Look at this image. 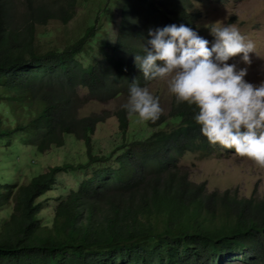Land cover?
<instances>
[{
	"label": "trees",
	"instance_id": "obj_1",
	"mask_svg": "<svg viewBox=\"0 0 264 264\" xmlns=\"http://www.w3.org/2000/svg\"><path fill=\"white\" fill-rule=\"evenodd\" d=\"M25 2L14 24V4L0 0V264H264V200L206 194L180 168L191 153L233 152L200 134L194 105L173 98L166 114L141 125L120 108L110 115L119 142L106 153L94 152L92 136L109 116L79 115L89 102L127 97L133 78L154 81L132 57L143 55L149 28L195 29L186 0ZM79 7L83 31L45 42L52 33L38 28L67 25ZM66 135L83 142L86 159L19 183L21 162L37 165ZM8 166L18 182L2 179Z\"/></svg>",
	"mask_w": 264,
	"mask_h": 264
},
{
	"label": "clouds",
	"instance_id": "obj_2",
	"mask_svg": "<svg viewBox=\"0 0 264 264\" xmlns=\"http://www.w3.org/2000/svg\"><path fill=\"white\" fill-rule=\"evenodd\" d=\"M212 24L210 46L183 23L149 28L147 46L142 44L143 55H133V64L144 80H166L170 95L195 106L192 119L208 143L264 166V80L244 79L254 43L233 24ZM237 54L245 67L226 63ZM122 107L143 121L154 122L161 113L158 97L135 78Z\"/></svg>",
	"mask_w": 264,
	"mask_h": 264
},
{
	"label": "rangeland",
	"instance_id": "obj_3",
	"mask_svg": "<svg viewBox=\"0 0 264 264\" xmlns=\"http://www.w3.org/2000/svg\"><path fill=\"white\" fill-rule=\"evenodd\" d=\"M11 1L15 6L12 23L20 24L24 19L26 0ZM186 8L197 14L195 30L199 36L209 41V46L213 37L209 35L208 28L212 27V23L215 22L233 24L242 35L252 40L254 49L252 53H249L250 63L247 64V75L244 79L253 84L264 80V0H186ZM86 24L84 8L79 7L76 16L67 25L50 21L47 26L39 27L38 30L52 33L44 39L45 42L52 40L63 43L68 39H75ZM226 63H233L237 68L246 66L240 61L239 54L230 57ZM147 88L158 97L161 113L166 114L174 98L167 91L166 80H154ZM127 97L120 96L106 103L89 102L80 109V116L101 113H106L109 116L102 124L97 125L92 136L95 153H97V149H100L101 153H106L110 150L112 143L119 142L116 119L110 115L122 108V105L127 102ZM129 121H132L134 125H141L144 122L139 118H129ZM24 152H21L22 156L17 160L24 159ZM4 153L6 152L4 151ZM85 159L83 142L76 141L72 135H66L63 147L52 148L49 152L34 159L37 161V165H27V162H21L23 167L19 183H26L33 174L44 172L63 162L77 163ZM3 160L5 165L8 164L6 157ZM13 160L16 158L12 159L9 164H13ZM1 165H3L2 160H0ZM180 168L184 172H188L191 182L204 185L206 194L214 191L220 194L225 190H230L235 192L238 197L264 200V166H259L251 159L234 152L228 153V151L221 150L206 155L191 153L181 160ZM7 177L11 179L12 183L18 182L16 174L11 171L9 166L6 167L5 172L2 170V179L5 180Z\"/></svg>",
	"mask_w": 264,
	"mask_h": 264
}]
</instances>
